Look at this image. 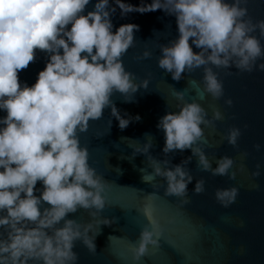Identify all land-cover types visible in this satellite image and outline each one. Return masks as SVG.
<instances>
[{
  "label": "clouds",
  "instance_id": "9594fccd",
  "mask_svg": "<svg viewBox=\"0 0 264 264\" xmlns=\"http://www.w3.org/2000/svg\"><path fill=\"white\" fill-rule=\"evenodd\" d=\"M90 2L0 0V111L6 113L0 117V264H77L73 251L77 240L96 253L98 233L90 235L93 223L66 219L83 208L95 220L106 206V181L90 165L78 133L88 130L90 120L101 119L106 108H111L121 130L139 121V114L121 115L111 96L118 92L131 102L138 89L149 85L147 78L136 83L135 74L124 66L122 57L132 47L139 26L122 24L113 31L110 16L116 7L122 17L157 9L175 16L178 36L161 46L157 65L174 80L203 68V92L213 99L224 95L223 82L213 67L264 72V19L249 15V0H141L139 5L113 0L115 6L110 0H96L93 10L85 14ZM36 50L48 56L46 65L33 85H22L18 73L35 61ZM150 56L148 50L142 53L144 59ZM175 97L178 110L166 112L156 125L164 134L165 158L150 154V134H145L143 145L129 147L133 157H146L151 171L142 175L144 182L162 178L164 194L187 204L188 184L194 179L187 168L192 157L201 171L213 176L235 179L240 169L233 171L235 161L227 155L217 158L213 167L201 146L206 141L204 129L224 118L221 111L213 109L209 117L201 103L185 101L184 92L176 91ZM224 102L233 103L231 98ZM108 123L110 127L111 119ZM240 136L241 129L231 127L223 139L236 147ZM253 147L259 151L262 145ZM186 149L192 156L171 165L168 154ZM260 169L257 164L251 176L259 177ZM38 181L42 188H36ZM204 191L205 181L196 179L192 192ZM238 194L233 186L218 188L214 195L227 208ZM44 202L50 207H43ZM143 213L155 225L150 205L144 206ZM112 222L105 217L96 223L99 227ZM158 242L156 232L145 226L132 249L133 260L139 261Z\"/></svg>",
  "mask_w": 264,
  "mask_h": 264
},
{
  "label": "water",
  "instance_id": "95a60500",
  "mask_svg": "<svg viewBox=\"0 0 264 264\" xmlns=\"http://www.w3.org/2000/svg\"><path fill=\"white\" fill-rule=\"evenodd\" d=\"M125 2L139 5L141 0ZM144 2L151 3V0ZM95 3L96 0H91L85 14L93 10ZM110 5L115 6L113 0ZM247 6L254 20L264 19V0H249ZM110 19L113 31L122 24L139 26L134 32L132 47L122 59L126 70L135 74L136 83L147 78L149 85L148 89H138L131 102H125L118 92L111 96L121 115L127 113L134 117L139 114V121L130 122L121 130L118 121L111 116V108H106L101 119L90 120L88 130L78 133L81 145L88 149L90 165L106 181L103 193L106 206L97 213L95 220L89 210L83 208L67 214L66 219L81 225L92 222L90 235L98 233L94 240L96 253H90L80 240L74 242L77 264H264V72L239 73L234 66L229 69L213 67L224 87V95L213 99L203 92V68L174 80L171 73L157 65L161 46L178 36L175 16L157 9L146 13L131 12L122 17L116 7ZM189 42L191 44V38ZM261 43L264 44V38ZM145 50L151 53L146 59L142 58ZM193 51L199 49L193 45ZM47 60L44 52L36 50L35 61L18 73L21 84L33 85ZM176 91L184 92L185 101L201 103L209 117L213 109L221 111L224 118L216 121L214 127L204 129L206 141L201 146L213 161V167L217 158L227 155L235 161L233 171L240 169L235 179L213 176L201 171L196 157H192L187 168L194 179L188 184L187 204L164 194L162 178L144 182L142 175L147 176L151 171L146 157L143 154L133 157L129 147L130 144L143 145L145 134H150V154L158 159L165 158L162 152L164 134L156 125L166 112L178 110ZM228 98L233 101L231 106L224 102ZM4 115L6 113L0 111V117ZM231 127L241 129L236 147L223 139ZM257 143L262 145L259 151L253 147ZM190 156V149L176 150L169 153L167 159L171 160V165H176ZM257 164L261 165V175L252 177L251 172L256 170ZM196 179L205 181V191L201 194L192 192ZM233 186L239 189V194L235 203L224 208L215 199V191ZM36 188H42L41 182H37ZM34 194L40 195L39 192ZM146 204L152 208L155 225L149 224L143 213ZM43 207L50 205L44 202ZM105 217L114 222L98 227L96 222ZM145 226L156 232L158 246L150 245L145 256L134 261L132 249L138 244L140 231Z\"/></svg>",
  "mask_w": 264,
  "mask_h": 264
}]
</instances>
